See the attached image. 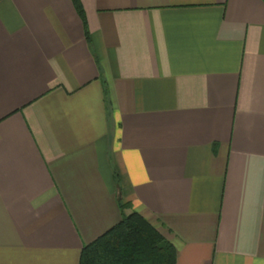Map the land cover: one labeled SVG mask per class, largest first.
<instances>
[{
  "label": "crops",
  "instance_id": "1",
  "mask_svg": "<svg viewBox=\"0 0 264 264\" xmlns=\"http://www.w3.org/2000/svg\"><path fill=\"white\" fill-rule=\"evenodd\" d=\"M0 0V264H80L137 211L175 264H264V0Z\"/></svg>",
  "mask_w": 264,
  "mask_h": 264
},
{
  "label": "trees",
  "instance_id": "2",
  "mask_svg": "<svg viewBox=\"0 0 264 264\" xmlns=\"http://www.w3.org/2000/svg\"><path fill=\"white\" fill-rule=\"evenodd\" d=\"M82 13L80 0H73ZM177 250L137 211L84 246L80 264H175Z\"/></svg>",
  "mask_w": 264,
  "mask_h": 264
}]
</instances>
